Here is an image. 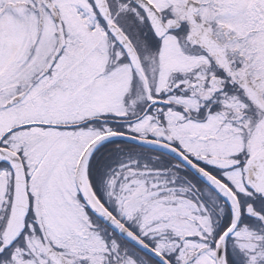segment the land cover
I'll return each mask as SVG.
<instances>
[{"label": "snow or ice", "instance_id": "6c2138e0", "mask_svg": "<svg viewBox=\"0 0 264 264\" xmlns=\"http://www.w3.org/2000/svg\"><path fill=\"white\" fill-rule=\"evenodd\" d=\"M0 264H264V0H0Z\"/></svg>", "mask_w": 264, "mask_h": 264}]
</instances>
